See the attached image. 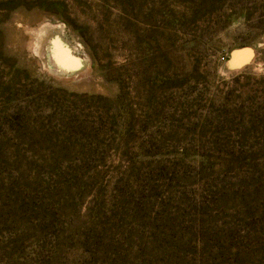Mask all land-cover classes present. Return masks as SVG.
I'll return each instance as SVG.
<instances>
[{
  "label": "rangeland",
  "instance_id": "1",
  "mask_svg": "<svg viewBox=\"0 0 264 264\" xmlns=\"http://www.w3.org/2000/svg\"><path fill=\"white\" fill-rule=\"evenodd\" d=\"M0 264H264V0H0Z\"/></svg>",
  "mask_w": 264,
  "mask_h": 264
}]
</instances>
